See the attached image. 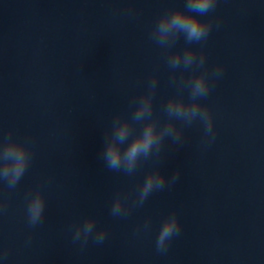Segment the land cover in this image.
Returning <instances> with one entry per match:
<instances>
[{"label":"clouds","instance_id":"clouds-1","mask_svg":"<svg viewBox=\"0 0 264 264\" xmlns=\"http://www.w3.org/2000/svg\"><path fill=\"white\" fill-rule=\"evenodd\" d=\"M217 4L218 0H184L183 8L166 10L156 19L149 38L165 56L172 73L170 82L177 91L163 104L162 119L154 106L159 78L153 75L145 90L131 98V112L116 113L113 116L110 127L104 129L100 152V159L108 170L129 176L135 174L144 161L161 158L166 140L183 146L184 129L195 122L203 125L207 142L215 139L214 116L202 100L208 97L214 81L219 79L224 69L221 64L210 69L203 48L197 49L192 45L202 44L208 39L213 21L202 17L214 11ZM181 37L185 46L182 49L176 48ZM185 89L188 91L187 99L184 96ZM32 158L33 147L30 139H17L10 130L0 138V183L6 184L9 189H15ZM180 175V169L170 177H166L160 168L148 171L131 204L127 202L125 195H115L111 215L126 217L132 207H142L154 191L175 185ZM6 207V202L0 201V211H4ZM45 207L46 198L41 188L37 187L28 193L26 217L30 228L42 223ZM150 223V219L146 220L143 227L147 228ZM181 228L179 215L173 210L161 223L156 237V250L166 253L173 238L180 234ZM71 232L73 243H79L81 247L86 246L90 238L94 243L102 244L107 236L105 228H97L94 217H86L77 222L72 226ZM6 256L7 249L0 250V258Z\"/></svg>","mask_w":264,"mask_h":264}]
</instances>
